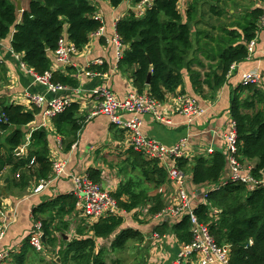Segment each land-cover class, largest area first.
Instances as JSON below:
<instances>
[{
	"label": "trees",
	"instance_id": "1",
	"mask_svg": "<svg viewBox=\"0 0 264 264\" xmlns=\"http://www.w3.org/2000/svg\"><path fill=\"white\" fill-rule=\"evenodd\" d=\"M107 1L117 8L124 0ZM131 1L137 5L143 0ZM231 1L189 0L181 13L179 0H155L144 9L142 16L130 13L119 20L115 26L116 36L125 49L118 60V68L133 71L135 91L146 92L160 103L168 96L184 95V90L178 91L183 85L181 72L184 69L195 95L201 94L203 86L212 92L221 88L232 66L247 59V45L256 37L263 13L262 6H252L241 14H228L229 11L223 8ZM206 6L208 9L204 11ZM17 15V3L0 0V42L10 39L13 54L35 74L51 72L52 84L76 89L75 69L66 65L63 73L52 71L49 56L54 55L58 41L63 37L76 52L88 44L90 36L101 27L96 20L95 6L90 0H29L20 20ZM206 15L211 21L210 27L202 37L196 34L194 42L191 23L198 24L199 18L205 21ZM194 46H197L196 50ZM196 51L201 58L190 59ZM107 70L106 65H92L87 69L96 74H104ZM244 90L252 93L256 88L255 85H241L230 99V117L236 128V158L241 164L255 160L251 174L256 181H261L264 173V112L254 111L252 102L240 99L237 93ZM247 109H253V112H245ZM38 112L39 108L34 105L27 109L0 99V140H3L0 172L5 169L15 176L18 174L15 185L20 188H25L32 178L35 183L47 180L52 171L47 130L29 128ZM78 112V103L69 102L50 120L65 153L75 143L82 125ZM25 144L26 149L17 154ZM129 153L131 168L140 169L139 181L128 176L129 179H124L120 188L110 194L123 213H132L150 202L147 216L151 218L165 208L162 195L150 196L149 193L165 183L166 174L156 160H146L131 149ZM226 166L227 160L221 150H214L207 158L178 159V167L189 175L191 185L207 191L205 203L197 204L194 214L200 223L207 225L218 246L229 247L228 264H264V185L249 190L241 183L224 179ZM86 174L94 183H101L99 169L89 168ZM75 212L72 194L41 201L31 212L33 224L40 222L42 225L45 246L56 250L55 258L59 261L51 264H106L107 259L109 264H119L121 260L111 257L124 253L130 242L143 244L145 241L138 229L123 227L121 214L108 215L92 224L81 220L74 236L65 240L71 226L67 218ZM32 226L22 243L20 255L14 256L10 264H25L27 256L35 257L36 253L28 243ZM154 233L159 237L173 235L179 244L186 245L191 241L187 216L170 225L160 221ZM106 241L109 242L104 245Z\"/></svg>",
	"mask_w": 264,
	"mask_h": 264
},
{
	"label": "crops",
	"instance_id": "2",
	"mask_svg": "<svg viewBox=\"0 0 264 264\" xmlns=\"http://www.w3.org/2000/svg\"><path fill=\"white\" fill-rule=\"evenodd\" d=\"M19 3L21 11H18L17 18L20 20L22 11L27 9L29 0H13ZM188 0H179V10L183 13L186 9ZM91 4L97 10V17L102 22V33L92 34L88 44L80 51L70 57L68 66L73 67L76 71V79L78 87L76 89L66 88L59 92H49L42 85L34 83L27 71L22 68L19 58L13 54L10 48V39L0 42V64L2 72H0V99L6 103L19 104L27 109H31L26 95H40L44 99V105L39 108L38 114L35 116L33 123L29 126L30 130L44 128L48 132V144L52 158L64 161L66 163L65 172L67 176H62L52 183L41 193L33 195L32 190L37 183L34 179L28 181L25 188L15 185V175L10 174L7 170L0 172V227L4 219L10 222L8 229L4 233L3 239L0 241V250L9 253L6 264L12 263L14 256H19L22 243L28 236L33 224L32 210L39 203L47 201L59 195L72 194L74 184L70 175H82L87 173L89 168L99 169L102 172V180L100 185L109 193L116 192L124 179L139 181L140 169L133 170L129 165L130 161V140L131 135L128 131L112 125L106 117H91L93 110L101 104L103 98L96 92L106 89L113 96L123 99L127 94L134 91L133 71L125 68H118V54L125 49L120 43L116 44V23L125 18L128 14L134 13L140 16L138 4L134 5L131 0H124L120 6L113 8L107 0H90ZM262 7L264 1L261 2ZM231 14L232 11H229ZM206 15L204 19L208 20ZM198 24L191 23L192 36L195 42L196 34L202 37L210 26L208 22L201 18ZM210 22V23H209ZM197 49V46H194ZM264 29L259 30L256 35V46L253 55L241 63L235 65L228 75L226 83L212 92L203 86L202 92L195 95L192 91L190 80L186 70H182L183 85L178 90H184L187 96L193 97L198 102L200 108L204 110V114L195 120L192 124L187 125L184 118L178 114L175 97L168 96L162 103V113L169 118L170 124L164 125L156 122L150 116L141 118V132L144 136L154 139L161 144L170 147L183 139L187 140L188 146L185 152V158L193 160L196 157L207 158L210 155L207 150H221L224 152L222 136L228 128L230 117V99L234 91L241 85H244L242 76L245 72L258 70L261 80L255 85L256 90L248 93L247 90L238 92L240 99H248L253 103L254 111L264 112ZM197 52V51H196ZM194 52L190 55L192 58H201L199 53ZM18 57V55H17ZM51 70L63 73L64 65L55 61L54 55H50ZM95 62H101L106 65L107 71L104 74H96V72H88L87 69L94 66ZM89 73V75H87ZM56 99H66L69 102H75L79 105L78 115L81 118L82 125L77 133V139L70 150L65 153L60 145V138L54 134L50 120H48L43 111L51 102ZM245 112L251 113L253 109H247ZM3 144V140H0ZM132 150V149H131ZM3 154L1 151L0 155ZM255 160L244 162L245 167L255 165ZM106 164V165H105ZM108 164V165H107ZM52 172V171H51ZM124 174V175H122ZM189 176L188 174H186ZM252 175V174H251ZM125 176V177H124ZM229 176L228 165L224 170V179ZM261 181H264V173ZM191 190L198 192L189 193L193 206H197L204 201L201 194L203 189L193 187L190 179L187 183ZM163 189V193L159 192ZM160 194L165 201V208H172L176 205L175 194L169 187V182L160 186L155 191H151L149 195ZM111 195V194H110ZM124 199V198H122ZM141 206L131 214H139L138 218L142 221L135 222L132 228L138 229L143 233L146 246L150 253L148 264H168L175 258L180 244L174 239L173 235H165L158 240L155 239L154 228L159 223L145 214L149 208ZM122 213V216L125 217ZM67 220L71 223L68 233L72 226H77L83 219L76 211ZM162 220L173 223L175 220L171 217H165ZM86 223V222H85ZM125 223V219H124ZM70 235H65L64 239H68ZM35 257H26V262L31 261ZM26 262H24L26 264Z\"/></svg>",
	"mask_w": 264,
	"mask_h": 264
},
{
	"label": "built area",
	"instance_id": "3",
	"mask_svg": "<svg viewBox=\"0 0 264 264\" xmlns=\"http://www.w3.org/2000/svg\"><path fill=\"white\" fill-rule=\"evenodd\" d=\"M154 0H143L138 4L140 16L143 15L144 9L152 5ZM96 20L101 23L100 29L95 34L102 33V22L96 16ZM264 29V6L263 13L259 21V30ZM258 34V33H257ZM117 37V36H116ZM118 39L116 44L120 46ZM256 46V37L247 45L248 57L254 54ZM264 52V51H263ZM76 52L75 48L67 41L65 37L58 41L57 49L54 52V59L61 65H68L70 57ZM15 55V54H14ZM16 58L17 55H15ZM121 54H118V59ZM101 62H95V65H101ZM31 80L39 85H42L49 92H59L65 90V87L54 85L51 83V72H46L43 75H37L32 70L27 69L22 64ZM235 65L232 66V69ZM89 75V73H87ZM261 80L258 70L245 72L242 76L244 84L257 85ZM95 94L101 96L103 101L91 113V117L102 116L106 117L109 122L117 128L128 131L131 135L130 146L134 152L140 153L146 160H156L161 168H163L166 179L169 182V187L175 194L176 205L172 208H164L161 212L151 219L155 221H163L165 217H171L174 220L181 219L187 216L190 224L191 241L184 245L180 244L175 258L168 264H228L230 257V249L228 246H218L212 236L210 235L207 225L200 223L194 214L195 206L192 205L187 183L189 176L184 174L178 167V159L185 158V152L188 146L187 140L183 139L173 146L167 147L160 142L146 137L141 132V118L143 116H150L158 123L169 125L170 120L162 113V103L156 101L148 96L146 92L138 93L132 91L123 99L113 96L108 90L102 89ZM29 104L38 108L44 105V99L40 95H26ZM178 114H180L187 125L192 124L195 120L204 114V110L199 107L198 102L193 97L186 94L175 97ZM69 103L66 99H56L46 108L44 115L48 120L60 113ZM224 145L225 158L229 168V176L233 182H238L246 186L247 189L252 190L258 185H264V181H256L251 175V169L242 165L236 158V128L235 122L230 119L228 128L224 131L222 136ZM27 147V144L17 151V154L22 153ZM209 155H212L214 150L209 148L207 150ZM52 172L50 177L45 181L37 183L32 190V194L36 195L43 192L53 180H57L62 176H67L65 172L66 163L64 161L52 158ZM33 161H31V164ZM16 179L19 178L17 174ZM74 184L72 192L75 198V209L80 217L86 223L92 224L101 218L108 215H118L121 212L117 206L115 199L110 193L103 189V187L94 183L88 175H70ZM194 187V186H193ZM217 189V187H216ZM159 192L162 194L163 189ZM207 191L203 189L202 195L205 203ZM210 212H213L210 209ZM147 214V211L145 212ZM10 222L4 221L0 227V241L3 239L4 233L9 227ZM44 236L42 225L40 222H35L32 226V233L28 239V243L36 253H42L46 249L41 237ZM160 237L155 234V239ZM9 253L0 250V264H6Z\"/></svg>",
	"mask_w": 264,
	"mask_h": 264
},
{
	"label": "rangeland",
	"instance_id": "4",
	"mask_svg": "<svg viewBox=\"0 0 264 264\" xmlns=\"http://www.w3.org/2000/svg\"><path fill=\"white\" fill-rule=\"evenodd\" d=\"M189 1V0H188ZM252 6H262V3L260 0H232L228 3L227 7L223 8L224 11H232L231 15H238L241 14L242 11H247ZM208 9V6L204 8V11ZM228 13V12H227ZM230 14V13H228ZM209 18V17H208ZM225 20V19H223ZM206 22L208 20L205 19ZM106 165V164H105ZM108 165V164H107ZM124 175V174H122ZM125 177V176H124ZM194 192V195H198V192L195 190H190L189 193ZM191 196V195H190ZM146 214H141V216ZM139 214H125V228H132L133 224L131 223V220H134L135 222H140L143 219L138 218ZM76 230V226H72L71 230L67 235H70L69 238H72L74 236V232ZM109 241H106L104 245H107ZM146 242L144 241L143 244L136 243V242H130L127 245V249L122 254H116V257H111L112 260L118 259L121 260V263L119 264H148V260L150 258L149 250L146 246ZM35 252V251H34ZM36 253V252H35ZM56 250L52 247H46L44 252L42 253H36L35 258H33L31 261L26 262V264H51L53 261H57V258H55ZM110 258V257H109ZM111 260V259H110ZM106 264H109V261L107 259Z\"/></svg>",
	"mask_w": 264,
	"mask_h": 264
},
{
	"label": "water",
	"instance_id": "5",
	"mask_svg": "<svg viewBox=\"0 0 264 264\" xmlns=\"http://www.w3.org/2000/svg\"><path fill=\"white\" fill-rule=\"evenodd\" d=\"M17 10H18V11H21V7H20L19 3H17ZM150 76H151V74L149 73V75H148V79H147V81H146V91H147V89H148ZM44 112H45V111H43V114H44ZM41 240H42L43 243H45V237H44V236L41 237ZM57 261H59V259H57Z\"/></svg>",
	"mask_w": 264,
	"mask_h": 264
},
{
	"label": "bare ground",
	"instance_id": "6",
	"mask_svg": "<svg viewBox=\"0 0 264 264\" xmlns=\"http://www.w3.org/2000/svg\"><path fill=\"white\" fill-rule=\"evenodd\" d=\"M155 1V0H154ZM69 101V100H68ZM45 244V243H44Z\"/></svg>",
	"mask_w": 264,
	"mask_h": 264
}]
</instances>
